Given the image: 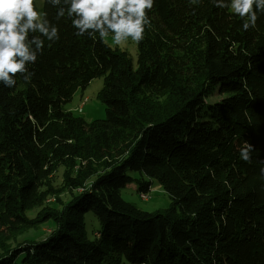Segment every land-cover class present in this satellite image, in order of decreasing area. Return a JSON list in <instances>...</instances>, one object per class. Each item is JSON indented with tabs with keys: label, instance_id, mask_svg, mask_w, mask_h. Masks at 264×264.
Listing matches in <instances>:
<instances>
[{
	"label": "trees",
	"instance_id": "obj_1",
	"mask_svg": "<svg viewBox=\"0 0 264 264\" xmlns=\"http://www.w3.org/2000/svg\"><path fill=\"white\" fill-rule=\"evenodd\" d=\"M34 6L60 39L42 37L30 82L0 83V264H264V13L245 31L212 0H154L135 66L75 35L47 0ZM98 77L105 118L65 110ZM131 173L146 178L139 193L156 182L170 206L125 201ZM48 223L45 239L19 242Z\"/></svg>",
	"mask_w": 264,
	"mask_h": 264
},
{
	"label": "clouds",
	"instance_id": "obj_2",
	"mask_svg": "<svg viewBox=\"0 0 264 264\" xmlns=\"http://www.w3.org/2000/svg\"><path fill=\"white\" fill-rule=\"evenodd\" d=\"M57 7L56 19L67 16L72 20L75 35L107 42L112 37L116 45L129 37L139 43L144 39L145 25L150 23L146 10L154 0H47ZM196 3V0H191ZM218 8H228L244 21L245 31L255 28L257 12L264 13V0H212ZM255 5V8H254ZM38 12L34 0H0V83L14 88L17 74L30 82L32 74L27 65L35 64L44 49V39H60L59 29ZM51 46V45H49ZM253 146L245 142L240 149L241 159L251 163ZM264 173V168L261 169Z\"/></svg>",
	"mask_w": 264,
	"mask_h": 264
},
{
	"label": "rangeland",
	"instance_id": "obj_3",
	"mask_svg": "<svg viewBox=\"0 0 264 264\" xmlns=\"http://www.w3.org/2000/svg\"><path fill=\"white\" fill-rule=\"evenodd\" d=\"M108 45L112 48H119L120 50L126 51L133 61V64L137 65L138 59V43L133 41L130 37L122 45H116L112 37L107 38ZM104 85V77H98L94 79L86 88L85 91H78L70 103L65 106V110L73 112L75 116L82 117L87 122H92L94 120H101L105 118V106L97 98L99 91ZM224 95L215 93L208 99V102L214 103L221 100ZM64 170L61 168L58 173L52 178L53 185L56 189H59L63 184V174ZM133 181L122 191V197L125 201L135 205L140 210L147 212H156L159 210L167 209L171 204V199L168 194H166L156 182L153 183L150 192L148 193L149 199H141V193L138 192L139 185L142 180L146 178L142 177L139 173H131ZM146 194V193H145ZM65 200H69L68 196H64ZM50 200H48L49 203ZM51 203V201H50ZM33 216V215H32ZM31 216V217H32ZM89 239L95 240V232L100 229L98 221L92 214L88 215L87 223ZM53 229L52 223L44 224L41 227L30 229L26 235L19 238V242L26 240L27 238H34L35 240H43L51 233ZM121 264H130L128 262H122Z\"/></svg>",
	"mask_w": 264,
	"mask_h": 264
},
{
	"label": "built area",
	"instance_id": "obj_4",
	"mask_svg": "<svg viewBox=\"0 0 264 264\" xmlns=\"http://www.w3.org/2000/svg\"><path fill=\"white\" fill-rule=\"evenodd\" d=\"M141 199H143V200H148L149 199V195H148V193H141Z\"/></svg>",
	"mask_w": 264,
	"mask_h": 264
},
{
	"label": "bare ground",
	"instance_id": "obj_5",
	"mask_svg": "<svg viewBox=\"0 0 264 264\" xmlns=\"http://www.w3.org/2000/svg\"><path fill=\"white\" fill-rule=\"evenodd\" d=\"M146 201V200H145Z\"/></svg>",
	"mask_w": 264,
	"mask_h": 264
}]
</instances>
